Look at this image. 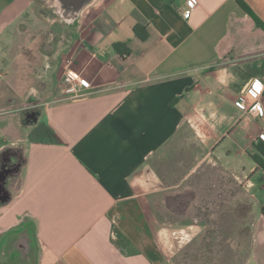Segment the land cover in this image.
I'll return each mask as SVG.
<instances>
[{
    "label": "crops",
    "instance_id": "crops-1",
    "mask_svg": "<svg viewBox=\"0 0 264 264\" xmlns=\"http://www.w3.org/2000/svg\"><path fill=\"white\" fill-rule=\"evenodd\" d=\"M37 1L0 0V165L5 148H23L18 180L3 178L0 264H166L183 235L207 228L162 216L178 214L183 190L188 206L228 205L257 261L264 181L253 178L264 171L251 155L264 115L237 100L255 81L264 108V27L236 0H198L188 19L184 0H92L72 22L52 16L55 49L38 34L49 23ZM242 1L264 24V0ZM66 57L90 82L79 97L54 94ZM176 150L191 158L187 173L166 181ZM206 169L218 178L212 198L199 193Z\"/></svg>",
    "mask_w": 264,
    "mask_h": 264
},
{
    "label": "rangeland",
    "instance_id": "rangeland-1",
    "mask_svg": "<svg viewBox=\"0 0 264 264\" xmlns=\"http://www.w3.org/2000/svg\"><path fill=\"white\" fill-rule=\"evenodd\" d=\"M37 1V0H36ZM37 4L41 5L38 7L37 17L39 20H42L43 22L49 23V26L46 28L42 27L39 31L30 29L31 31L27 33L28 36H32L34 31L35 33L38 31L39 36H42L45 39L44 43L47 42L48 47L55 46L57 43L55 39H62V33L57 32L56 25H53L51 22L52 16L55 17V14L51 11V9L47 8V6L37 1ZM38 5V6H39ZM51 17V18H50ZM43 22H40L39 24L43 26ZM20 26H25L24 22L20 23ZM32 26V25H30ZM24 28V27H23ZM33 32V33H32ZM48 40V41H47ZM56 49V46L54 47ZM56 51V50H55ZM57 57V54H56ZM55 57V58H56ZM6 59V56L4 57ZM43 62L36 66L34 68V72L38 71L40 74H43L46 68H48L49 64L47 62V58L43 57ZM45 60V61H44ZM52 60V59H51ZM54 60V59H53ZM52 60V62H53ZM2 72L0 70V76L2 75ZM4 74V72H3ZM60 80V79H59ZM57 81L54 84V94L56 95H62L65 96L60 91V81ZM36 97L32 100L30 103L35 104L37 103L38 99V93L35 92ZM57 96V97H62ZM29 105V104H28ZM3 158H9L12 160V162H15L16 164H19L22 166L23 164V148L21 145H12L7 148H5L2 152ZM173 155L174 163H175V170H170L164 165L161 167L162 172L165 173L163 175L164 179L166 181H180L183 177H185L187 173V169L189 166V158L185 156V154H180L179 150H176L174 153H171ZM4 160V159H3ZM189 160V161H188ZM177 161H179V164H176ZM20 168V167H19ZM206 174L202 176L201 179H198L199 181V193L206 194L208 193L211 195V198L216 194V190L213 188L215 185L218 184L217 182V175L216 173L210 171L209 169H206ZM18 172L12 176V182L18 180ZM255 182L258 184H261L264 179H258L253 178ZM193 179H190V182ZM185 183V179H184ZM184 183L180 185L179 190L183 187ZM204 183V184H202ZM254 190V189H253ZM252 190V191H253ZM174 200L177 201V205H174L177 207L178 214H170L167 213V215H163L167 217L169 220L177 219L179 221L180 225L179 227H182L185 225V221L187 218L189 219H201L204 220L206 223V229L203 231V233H199L197 236H195L192 240L188 241V236H182L181 237V243L177 247V250L174 252L166 253V264H244L243 262L246 261L248 258H253L252 262L250 264H264V254L263 249L264 247H260L258 250L259 257L256 261L255 256H253L250 253V247H249V236H233V222L228 219H232V216L230 217V211L228 205H211V204H198V205H190L188 206V202L190 201L187 199V193L183 190L179 192L174 197ZM213 200V199H212ZM260 200V199H259ZM212 202V201H211ZM260 207V206H259ZM257 207L256 202L254 201V205L252 206V211H256L258 216H261L260 208ZM205 213L203 212L202 209ZM242 213L245 214L248 210V206L242 207ZM222 212V213H221ZM221 213V218L225 220V230H219V226L223 225L222 222H218L216 219V216ZM165 214V213H164ZM224 215V217H223ZM219 230V231H218ZM262 236H259V241H264V232L262 231ZM190 239V238H189ZM20 255V254H19ZM21 258V255L19 256ZM28 264H30L28 262Z\"/></svg>",
    "mask_w": 264,
    "mask_h": 264
},
{
    "label": "built area",
    "instance_id": "built-area-1",
    "mask_svg": "<svg viewBox=\"0 0 264 264\" xmlns=\"http://www.w3.org/2000/svg\"><path fill=\"white\" fill-rule=\"evenodd\" d=\"M198 0H184L182 5V17L188 19L197 7ZM74 60L72 57L64 58V70L62 77L60 78V91L66 96L79 97L84 92L83 89L90 88V82L78 72H76L72 65ZM263 87L255 81H251L246 91L238 97L237 104L250 113L257 116L264 115V108L259 101V97L262 94ZM259 137L264 140V133H261Z\"/></svg>",
    "mask_w": 264,
    "mask_h": 264
},
{
    "label": "water",
    "instance_id": "water-1",
    "mask_svg": "<svg viewBox=\"0 0 264 264\" xmlns=\"http://www.w3.org/2000/svg\"><path fill=\"white\" fill-rule=\"evenodd\" d=\"M40 2L52 1L51 11L55 16L72 22L77 19L81 10L89 4L92 0H39ZM3 176H0V203L6 202L9 199V193L1 184Z\"/></svg>",
    "mask_w": 264,
    "mask_h": 264
},
{
    "label": "trees",
    "instance_id": "trees-1",
    "mask_svg": "<svg viewBox=\"0 0 264 264\" xmlns=\"http://www.w3.org/2000/svg\"><path fill=\"white\" fill-rule=\"evenodd\" d=\"M236 1L240 5V7L243 9V11L249 14L254 19V21L257 23L258 26L264 27L263 22L260 21V19L253 13V11L249 8V6L245 4V2H243L242 0H236ZM260 141L261 143H258L256 145L258 152L255 154H252L251 158L257 164V166L264 171V140L260 138ZM260 212L262 216L264 217V206L260 208Z\"/></svg>",
    "mask_w": 264,
    "mask_h": 264
},
{
    "label": "flooded vegetation",
    "instance_id": "flooded-vegetation-1",
    "mask_svg": "<svg viewBox=\"0 0 264 264\" xmlns=\"http://www.w3.org/2000/svg\"><path fill=\"white\" fill-rule=\"evenodd\" d=\"M4 160L1 162L0 165V176H5L4 178L7 179L8 177L14 176V174L19 170L20 165L12 162L9 158H3ZM3 183V180H2ZM8 182L5 186L8 187Z\"/></svg>",
    "mask_w": 264,
    "mask_h": 264
}]
</instances>
